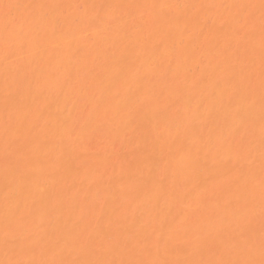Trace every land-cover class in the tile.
I'll use <instances>...</instances> for the list:
<instances>
[{
  "label": "bare ground",
  "instance_id": "6f19581e",
  "mask_svg": "<svg viewBox=\"0 0 264 264\" xmlns=\"http://www.w3.org/2000/svg\"><path fill=\"white\" fill-rule=\"evenodd\" d=\"M0 264H264V0H0Z\"/></svg>",
  "mask_w": 264,
  "mask_h": 264
}]
</instances>
